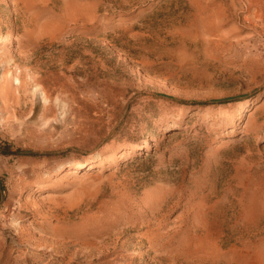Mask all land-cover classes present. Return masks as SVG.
Instances as JSON below:
<instances>
[{
	"label": "rangeland",
	"instance_id": "obj_1",
	"mask_svg": "<svg viewBox=\"0 0 264 264\" xmlns=\"http://www.w3.org/2000/svg\"><path fill=\"white\" fill-rule=\"evenodd\" d=\"M261 3L0 0V264H264Z\"/></svg>",
	"mask_w": 264,
	"mask_h": 264
},
{
	"label": "trees",
	"instance_id": "obj_2",
	"mask_svg": "<svg viewBox=\"0 0 264 264\" xmlns=\"http://www.w3.org/2000/svg\"><path fill=\"white\" fill-rule=\"evenodd\" d=\"M0 152L2 154L10 155V154H19L21 151L19 149L13 150L12 149V144L10 141L4 140L0 141ZM3 190V184L0 181V191Z\"/></svg>",
	"mask_w": 264,
	"mask_h": 264
},
{
	"label": "bare ground",
	"instance_id": "obj_3",
	"mask_svg": "<svg viewBox=\"0 0 264 264\" xmlns=\"http://www.w3.org/2000/svg\"><path fill=\"white\" fill-rule=\"evenodd\" d=\"M247 1L248 6L252 5V4H262V0H245ZM239 12V11H238ZM258 17V16H257ZM257 19V18H256ZM260 60V59H259ZM262 65V64H261ZM20 207V206H19Z\"/></svg>",
	"mask_w": 264,
	"mask_h": 264
}]
</instances>
